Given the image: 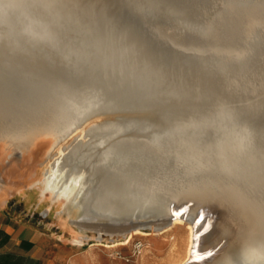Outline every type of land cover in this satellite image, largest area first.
Segmentation results:
<instances>
[{"label":"rangeland","instance_id":"rangeland-1","mask_svg":"<svg viewBox=\"0 0 264 264\" xmlns=\"http://www.w3.org/2000/svg\"><path fill=\"white\" fill-rule=\"evenodd\" d=\"M0 34V64L46 103L19 95L0 117V211L30 217L74 264H181L186 230L173 246L155 228L165 210L95 217L96 171L124 156L134 166L114 179L152 186L155 204L205 187L217 224L264 226V0H0Z\"/></svg>","mask_w":264,"mask_h":264},{"label":"bare ground","instance_id":"bare-ground-1","mask_svg":"<svg viewBox=\"0 0 264 264\" xmlns=\"http://www.w3.org/2000/svg\"><path fill=\"white\" fill-rule=\"evenodd\" d=\"M73 26L71 28H74L77 25H75L74 27ZM71 28H69V30ZM0 41L4 42V35L0 34ZM37 41L39 40L37 39ZM93 56L94 55L92 54L88 56L92 60V62H94L95 58ZM103 63H105V61ZM102 65H99V67L96 68H101L104 72ZM111 66L113 65L111 64ZM114 67L108 68L111 69L110 74L114 75L115 77H120V81H117V83L119 84L121 80H124L126 83L124 82L123 86H127L126 88L131 87L132 82L135 81L134 79H136L135 75L134 77H131L129 75L131 74L130 71L123 72L120 74H113L112 70ZM17 71V68L14 69V67H11V69H7L3 64H0V110H3V112L0 113V117L7 115V113L13 112L12 110H10L11 108H8V106L11 105V102L8 101L9 99H13L14 97H19V95L24 98L25 102L21 104V106H24V108L26 106H30V104L35 107H40L43 104H46L41 99V97H43V94L37 90L35 91L36 88H34L33 91L37 93L36 96H39L37 100L31 98V86L25 88L26 85L24 81H22L25 78L23 77L22 80H19L16 77L19 74H16ZM139 80L140 79L138 78L136 79L137 82H140ZM49 101L52 100L50 99ZM22 107L21 109H19V111L25 110ZM29 115L32 117L31 114ZM9 116H11V114ZM9 116H5V118L9 119ZM26 119L27 117H22V120H20L21 122L19 121L20 124L16 122L15 127H17L18 129L15 128L14 125H12V123L10 122L8 124L13 129H15V131L17 129V134L25 136V129L27 128L28 124L26 122ZM1 120L3 119H0V122H3ZM2 131L3 130L0 129V141H8V134H3ZM8 152L6 154H9ZM131 165L134 166L133 162L129 161L124 156L108 158L102 168L100 167L96 171V176L101 181L99 185H97V189L94 193L95 199L97 200V207L95 208L93 205H91L90 197L85 201L86 210H89V207L91 205L96 212L100 213L99 215H95V217L98 219L101 218V216L104 217V215H106L105 212L109 213V211H113L116 207L120 206L123 210L130 209L131 211H133V208L135 209L136 207H139V205H141L142 208H148L147 210H153L156 212H161V210H165V215L163 216V218L165 217L164 221L163 219V222L160 220V223H157L155 225V228L159 231H162V234L167 235L169 238L170 245L173 246L175 245V243H177V241H179L180 236L178 234V231L186 230V256L185 260L181 264H235L234 262H236V264H264V226L246 222H237L235 224H229L226 226H221L219 225L220 223L217 224L218 220L223 214V210L220 211V215L218 217H213L212 209L214 211H217L216 209L220 208L221 210L222 208L219 207V203L217 204L215 195L205 187H199L191 194L184 196L183 198L177 201H168L169 203L167 206H165V201L164 204H155L153 198L155 194V189L152 186L147 189L142 186H139L134 187V189L130 190L125 184L123 178H119L117 181L114 179L115 174L111 173L112 169L116 168L124 172L123 168L130 167ZM2 176L0 175V177ZM47 185L49 189H53L50 187L49 183ZM124 196L128 198H125L126 200L122 201V198ZM164 212L162 211L161 213ZM81 214L77 212L75 216L76 218L74 217L75 219L71 221V224H73L74 227L76 226L79 229L84 230L85 228L78 222ZM203 216L206 217H204L202 221L201 217ZM205 223L210 226V229H212V227L214 228L210 230V233L205 235L204 237L201 234L200 225H204ZM153 247L159 248L161 246L158 243H155ZM237 261H239V263H237Z\"/></svg>","mask_w":264,"mask_h":264},{"label":"crops","instance_id":"crops-1","mask_svg":"<svg viewBox=\"0 0 264 264\" xmlns=\"http://www.w3.org/2000/svg\"><path fill=\"white\" fill-rule=\"evenodd\" d=\"M72 251L30 217L0 211V264H72Z\"/></svg>","mask_w":264,"mask_h":264}]
</instances>
